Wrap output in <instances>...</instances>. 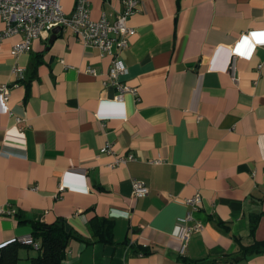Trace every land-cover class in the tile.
<instances>
[{"label": "crops", "instance_id": "crops-1", "mask_svg": "<svg viewBox=\"0 0 264 264\" xmlns=\"http://www.w3.org/2000/svg\"><path fill=\"white\" fill-rule=\"evenodd\" d=\"M126 1L90 0L92 17L114 22ZM129 25L136 34L115 51L127 66L119 82L136 92L122 103L114 56L71 29L17 56L22 36L3 40L0 245L32 237L26 219H66L85 240L72 238L61 264H264L233 236L251 244L260 213L264 240V34L251 33L264 29V0H139ZM135 179L148 194L135 196ZM196 194L197 208L186 202ZM96 217L113 220L112 241L94 233ZM196 223L184 240L182 227ZM36 255L21 249L19 264Z\"/></svg>", "mask_w": 264, "mask_h": 264}, {"label": "built area", "instance_id": "built-area-1", "mask_svg": "<svg viewBox=\"0 0 264 264\" xmlns=\"http://www.w3.org/2000/svg\"><path fill=\"white\" fill-rule=\"evenodd\" d=\"M65 0H0V16L6 23V28L0 31V51L2 42L11 35H21L22 40L15 44L12 49L14 55L28 51L34 39L42 37L44 34L52 33L57 27L71 29L75 36L87 45L97 46L103 52L113 55V65L109 71V77L113 84H116L121 93L116 97L117 102L122 103V97L125 91L136 92V89L123 85L119 82V77L127 72V66L115 50L122 52L130 44L131 39L136 34V29L129 25L131 16L139 9V0H127L125 9L120 13L118 19L114 22L108 20L106 15L99 19H94L91 14L90 0H76L71 13L64 10L63 2ZM252 34L263 33L261 31H252ZM264 45V41L260 42ZM91 72H95L91 69ZM11 87L8 85L0 86V101L3 105L7 103L10 96ZM7 112V107L0 109ZM106 150L110 151L109 147ZM134 159V155L121 156L117 159V164H125ZM134 194L137 197L145 196L149 193V187L140 180L133 181ZM66 188L65 184L61 189ZM188 205L197 208L201 205L202 198L199 194L186 199ZM0 212H3L0 209ZM14 213V210L8 211ZM188 220L191 215L187 216ZM202 228V224L196 223L193 226L185 224L181 229V237L186 240L194 231ZM21 240L24 243L39 246L33 237L13 238L0 245V248L6 244Z\"/></svg>", "mask_w": 264, "mask_h": 264}, {"label": "trees", "instance_id": "trees-1", "mask_svg": "<svg viewBox=\"0 0 264 264\" xmlns=\"http://www.w3.org/2000/svg\"><path fill=\"white\" fill-rule=\"evenodd\" d=\"M30 84H28V95L30 93ZM260 213L254 214L250 218V236L253 238V242L249 245H243L241 238L233 235L235 240L241 244V254L246 257L248 255L264 253V240L255 239V234L260 219ZM17 216L21 221V214L17 213ZM31 222L33 227L32 237L34 240H40V245L35 247L32 244H27L21 240H16L6 244L0 248V264H19L20 263V251L23 248L38 249V255L31 256L30 264H61L66 257L67 247L72 238L85 240L81 235L73 230H67L66 219H60L52 224H48L39 220L26 219ZM94 227V233L98 235L100 241H112L113 240V220L107 218L96 217L92 221ZM221 225L226 226L222 221ZM146 253V252H145ZM203 262H201L202 264Z\"/></svg>", "mask_w": 264, "mask_h": 264}, {"label": "water", "instance_id": "water-1", "mask_svg": "<svg viewBox=\"0 0 264 264\" xmlns=\"http://www.w3.org/2000/svg\"><path fill=\"white\" fill-rule=\"evenodd\" d=\"M61 30H62L61 27H57L53 30V34L51 35L50 42H53L57 38V36ZM69 229H70L69 226H67V230H69Z\"/></svg>", "mask_w": 264, "mask_h": 264}]
</instances>
